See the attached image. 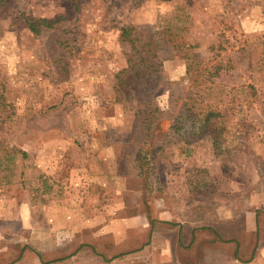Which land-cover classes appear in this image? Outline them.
<instances>
[{"label":"rangeland","instance_id":"374dc122","mask_svg":"<svg viewBox=\"0 0 264 264\" xmlns=\"http://www.w3.org/2000/svg\"><path fill=\"white\" fill-rule=\"evenodd\" d=\"M259 199L264 0H0V264H196L159 214ZM81 216L148 230L39 249Z\"/></svg>","mask_w":264,"mask_h":264},{"label":"crops","instance_id":"0c3cea01","mask_svg":"<svg viewBox=\"0 0 264 264\" xmlns=\"http://www.w3.org/2000/svg\"><path fill=\"white\" fill-rule=\"evenodd\" d=\"M259 200L251 202L249 207L242 210H235L236 205H229L226 201L219 203L217 209L213 207L212 210L208 206L204 214L199 216L196 213L188 216L177 213L172 216L171 212L162 211L158 216L156 235L163 260L171 261L165 257L171 252L177 254L186 249L191 257L200 250L204 252L196 264H264V202ZM76 219L75 225L67 221L61 230L45 228L46 244L39 249H52L54 236L58 238L57 244H65L68 248V244H75L77 236L83 233L96 235L97 230H125L128 234L132 230H144L143 225L148 230V223L137 217L124 218L118 228L110 225L102 229L93 219L82 216ZM39 231L34 230V235ZM172 260L184 264V260L177 258V255Z\"/></svg>","mask_w":264,"mask_h":264},{"label":"trees","instance_id":"16d2710c","mask_svg":"<svg viewBox=\"0 0 264 264\" xmlns=\"http://www.w3.org/2000/svg\"><path fill=\"white\" fill-rule=\"evenodd\" d=\"M27 23L29 25V28L38 33L40 32V26H44V27H52L53 26V20H49V19H42V20H39L38 22H33L32 20H27ZM131 31L132 29L129 28V27H122L121 28V36L125 39V40H128V41H133L132 38H131ZM118 256H114L113 258L111 259H116Z\"/></svg>","mask_w":264,"mask_h":264}]
</instances>
